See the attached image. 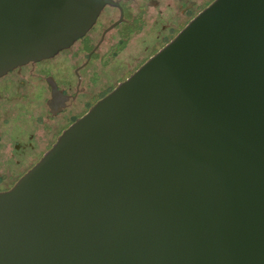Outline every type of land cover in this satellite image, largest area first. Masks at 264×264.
Wrapping results in <instances>:
<instances>
[{
  "label": "water",
  "instance_id": "95a60500",
  "mask_svg": "<svg viewBox=\"0 0 264 264\" xmlns=\"http://www.w3.org/2000/svg\"><path fill=\"white\" fill-rule=\"evenodd\" d=\"M105 0H0V78ZM0 264H264V0H215L0 192Z\"/></svg>",
  "mask_w": 264,
  "mask_h": 264
},
{
  "label": "flooded vegetation",
  "instance_id": "af4514ba",
  "mask_svg": "<svg viewBox=\"0 0 264 264\" xmlns=\"http://www.w3.org/2000/svg\"><path fill=\"white\" fill-rule=\"evenodd\" d=\"M105 1L96 23L71 47L0 78V169L6 174L0 192L13 188L67 128L215 0Z\"/></svg>",
  "mask_w": 264,
  "mask_h": 264
},
{
  "label": "rangeland",
  "instance_id": "374dc122",
  "mask_svg": "<svg viewBox=\"0 0 264 264\" xmlns=\"http://www.w3.org/2000/svg\"><path fill=\"white\" fill-rule=\"evenodd\" d=\"M208 1H209V0H208ZM208 1H207V2H208ZM5 175H6V174L4 173V170H3V169H0V178H4ZM10 181H11V180H9L8 183H10ZM8 183H7V184H8ZM0 187H1V185H0ZM0 190H1V189H0Z\"/></svg>",
  "mask_w": 264,
  "mask_h": 264
}]
</instances>
